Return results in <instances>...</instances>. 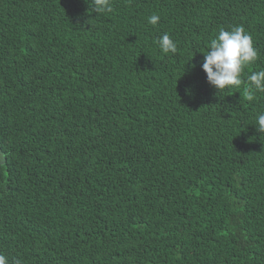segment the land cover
Wrapping results in <instances>:
<instances>
[{
  "label": "trees",
  "instance_id": "obj_1",
  "mask_svg": "<svg viewBox=\"0 0 264 264\" xmlns=\"http://www.w3.org/2000/svg\"><path fill=\"white\" fill-rule=\"evenodd\" d=\"M0 0L9 264H264V0ZM158 15L157 25L148 22ZM259 58L218 92L220 29ZM169 34L176 53H163Z\"/></svg>",
  "mask_w": 264,
  "mask_h": 264
},
{
  "label": "clouds",
  "instance_id": "obj_2",
  "mask_svg": "<svg viewBox=\"0 0 264 264\" xmlns=\"http://www.w3.org/2000/svg\"><path fill=\"white\" fill-rule=\"evenodd\" d=\"M89 9L99 14L111 13L112 0H85ZM158 15H152L148 22L157 25ZM158 47L165 54L176 53L177 44L167 33L157 41ZM204 54L202 64L208 83L219 91L231 87H239L244 80V69L259 58L253 39L242 26H234L230 30L220 29L218 35L211 39L209 48ZM248 84L260 93H264V70L252 72L247 76ZM257 131L264 134V112L257 113L253 124ZM0 264H9L8 257L0 253Z\"/></svg>",
  "mask_w": 264,
  "mask_h": 264
}]
</instances>
